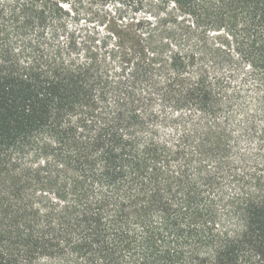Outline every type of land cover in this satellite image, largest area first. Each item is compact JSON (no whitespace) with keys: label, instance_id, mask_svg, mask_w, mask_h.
I'll list each match as a JSON object with an SVG mask.
<instances>
[{"label":"trees","instance_id":"obj_1","mask_svg":"<svg viewBox=\"0 0 264 264\" xmlns=\"http://www.w3.org/2000/svg\"><path fill=\"white\" fill-rule=\"evenodd\" d=\"M0 264H264V0H0Z\"/></svg>","mask_w":264,"mask_h":264},{"label":"rangeland","instance_id":"obj_2","mask_svg":"<svg viewBox=\"0 0 264 264\" xmlns=\"http://www.w3.org/2000/svg\"><path fill=\"white\" fill-rule=\"evenodd\" d=\"M83 10V15H82V24H83V26H84V23H90L89 21H87V19H85V16H84V12H87L86 10H91L90 8H84V6H83V8H82ZM93 17V16H92ZM89 19V18H88ZM91 25H93V24H91Z\"/></svg>","mask_w":264,"mask_h":264}]
</instances>
